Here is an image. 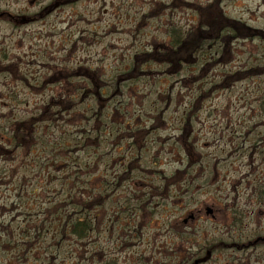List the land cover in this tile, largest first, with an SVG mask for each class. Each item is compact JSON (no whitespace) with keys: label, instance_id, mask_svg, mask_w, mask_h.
Returning <instances> with one entry per match:
<instances>
[{"label":"rangeland","instance_id":"rangeland-1","mask_svg":"<svg viewBox=\"0 0 264 264\" xmlns=\"http://www.w3.org/2000/svg\"><path fill=\"white\" fill-rule=\"evenodd\" d=\"M0 15V264H192L198 249H206L199 264H264V166L249 147L232 150L264 135V0H0ZM184 42L190 51L174 57ZM95 81L106 85L97 97ZM60 90L67 97L57 100L73 110L46 111L43 101ZM113 105L114 115L141 126L140 149L131 153H141L142 165L121 172L112 196L96 195L93 240L59 243L47 234V257L28 241L32 228L46 232L34 198L53 202L59 184L50 179L60 173L40 178L38 164L49 145L82 136L84 147L57 163L77 158L81 179L89 177L81 169L99 162L92 145L108 125L104 116L91 124L90 112L111 115ZM20 124L32 141L17 132ZM119 129L126 143L129 128ZM116 146L106 164L121 160ZM181 151L192 156L188 170ZM159 173L170 182L156 183ZM148 187L151 207L139 212ZM123 203L131 209L121 219ZM57 250L76 257L52 258Z\"/></svg>","mask_w":264,"mask_h":264},{"label":"trees","instance_id":"trees-1","mask_svg":"<svg viewBox=\"0 0 264 264\" xmlns=\"http://www.w3.org/2000/svg\"><path fill=\"white\" fill-rule=\"evenodd\" d=\"M196 38L205 39V37L200 33L196 36ZM200 39V40H201ZM185 50H190V48H187V42H184L181 44L180 48L178 49L177 53H173V56H181ZM175 65V64H174ZM172 65V68L175 66ZM66 90H60L56 92V94L53 95L51 98L50 103V109L52 111L56 110H63V111H70L73 109V105L67 101H59L57 99H60L61 97H64L67 95L64 93ZM264 101V98L262 99ZM57 102V103H56ZM117 106H113L112 114L117 113ZM123 109L122 107H120ZM262 113H260L261 116H264V104L261 105ZM50 120H54V115H50ZM114 118L116 120H120L121 116L114 115ZM31 122V121H30ZM29 123V121L27 122ZM32 123V122H31ZM18 127H22V129H17V132H21L22 135L26 133L27 136H22L23 139H26L28 142L32 141L30 136V133L27 132V129L25 128L24 124H20ZM108 135L103 137L101 140L96 141L92 147L96 150V153L99 154V162L96 163V157H94L91 161V164H85V166L82 167L81 172L83 173H89V177L81 179V175L79 173V169L81 167V162L75 158L72 165L70 164H58L57 163V157L61 156H67L68 153L71 151L84 147L83 139L84 137H80L79 140L76 141V144L72 145H66L62 143H55L53 145H49L47 147V150H50V155L45 157V160L42 162V164L39 165V173L38 176L40 178H47L53 174V173H60V177L58 180H53V178L50 179V183H57L59 184V187L55 189L54 195V201L53 202H45L41 200L40 197H35V205L34 210L39 211L40 219H41V225L44 226V229L46 232H42L39 228H32L33 233L28 241L29 245L30 242L33 240L31 244H35L39 246L38 250H46L47 254L46 256L49 257L48 254V243L51 244V241L47 239V234H50L53 236L54 239H58L59 243H64L68 241H76L78 243H84L85 241L93 240L95 237V234L97 233V229H99V222L97 219V216H93L92 213V207L100 206L98 204V198H96V195L101 192L100 194L106 195L107 192L111 191V189H118V180L116 181L117 186L111 187V180L109 178V169L112 170L113 166L112 162L106 164L107 154L103 151V148L108 147V142L111 139V135L119 134L120 129L118 126L115 125H109V130H107ZM128 135H131L129 141L127 142V146L122 149V151L131 150L134 151V153L137 150L135 141L137 136L141 133L140 130H136L135 132H132V129H129L126 132ZM122 136V135H118ZM88 137V136H87ZM264 135L259 134L254 141H252L250 144H244L238 145L234 147L232 150H240L243 147H249L250 149L255 150L256 148H259V150H255V152L250 153V155H258L257 157H260L259 164L264 166ZM90 138V137H88ZM36 140H43V137H35ZM122 139V138H121ZM105 145L104 147H102ZM186 146L189 144H185ZM248 151V150H247ZM76 152V151H73ZM120 152V151H119ZM130 152V151H129ZM187 153L186 151H181V154L179 156V161L182 162L184 160V154ZM52 157L56 158L53 159ZM128 155L125 156L127 158ZM120 159H123L122 157ZM137 158L135 160L133 157L128 159L129 162L136 163L138 162L139 165H142V156L140 159ZM178 160L177 153L175 157V161ZM135 161V162H133ZM151 168L159 167V162L155 160V162L149 163ZM54 168V172L52 170L47 171V167ZM48 167V168H49ZM129 167L127 166L124 168V170H127ZM35 169L36 165H35ZM131 169V168H129ZM121 174V173H120ZM119 174V176H120ZM118 176V179H119ZM124 176V175H123ZM144 175L140 176L139 179H144ZM169 177L166 175H163L159 173V175L156 176V183H164L168 184ZM185 180L183 181V183ZM120 183H123V177L120 179ZM180 184V183H178ZM182 184V182H181ZM171 185V184H170ZM44 187V186H42ZM172 188V187H171ZM170 188V190H171ZM46 192V191H45ZM115 194V191H114ZM258 195L259 199L262 204L264 205V186H258ZM170 197V196H169ZM74 200H77V202H73ZM127 201V200H126ZM131 201V200H128ZM128 203V202H127ZM61 204H65L64 207H61ZM124 204V203H123ZM140 204V202H138ZM58 208L57 211L53 210L54 208ZM144 207H148V203L146 202ZM131 206L129 205H122L121 207L117 206V215L119 218L122 219V216L125 214L126 211H130ZM140 212L141 208L136 209ZM32 211L31 213H33ZM180 236V235H179ZM42 242V243H41ZM58 251V250H57ZM55 252L52 254V258L60 255L63 256V258H75V253L69 252L66 256L61 255L60 251ZM59 253V254H57ZM35 256V253L33 254ZM69 255H73L72 257H68ZM105 264H117L115 261H108Z\"/></svg>","mask_w":264,"mask_h":264}]
</instances>
